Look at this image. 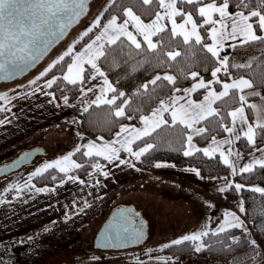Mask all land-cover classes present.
I'll list each match as a JSON object with an SVG mask.
<instances>
[{
    "label": "snow or ice",
    "instance_id": "snow-or-ice-1",
    "mask_svg": "<svg viewBox=\"0 0 264 264\" xmlns=\"http://www.w3.org/2000/svg\"><path fill=\"white\" fill-rule=\"evenodd\" d=\"M140 3L151 9L149 15L152 18L148 22L137 15L132 7H124L118 5L117 0H111V4L104 9V12H107L112 5H116L121 7V13L106 18V23H102L104 13L97 16L81 34L80 40L98 29L94 38H90V42H86L81 51H75V43H79L76 41L62 55L49 63L35 79L30 80L28 87L36 85L32 94L40 92L51 96L50 102H53L56 100L55 94L44 89H52L53 86L59 88L63 83L65 87L60 89L62 92L69 86L78 90L81 102L85 105L82 109L84 113L89 112L93 106L96 108L108 106L109 119L114 117L116 120H133L135 117L128 112L131 98L109 80L106 72L102 70V63L116 68L122 63L128 65L129 60H135V64L132 65L133 70H138L146 63L157 68H173L179 63L178 58L187 59V54L196 45H199V51L206 54L205 59L215 63L210 72L211 79L205 81L198 71H191L186 78L190 77L194 83L190 87L180 88L175 86L177 83L175 75L167 72L163 75L156 74L143 83L133 95L147 96L151 100L158 88L168 85L172 86L169 88L171 95L159 99L158 105L151 108L148 114L139 115L140 127L122 124L110 141L97 137V140L79 144L74 151L37 167L23 184L10 185L5 191L15 190L18 195L25 188L35 189L36 192L54 191L55 189L36 188L31 183L34 178L44 177L45 174H48L52 181H57L58 175L51 174L52 172L61 174L59 175L61 184L68 181L84 184L83 179L71 174L85 167L83 163L73 158L78 153L83 158H87L95 172L107 178L109 172L104 171V166L97 158H102L108 164L118 162L115 163L116 167L127 165L135 168V163L122 159L121 153H126L135 161H140L157 147L154 143L144 142L147 138H152L153 134L157 138H162L163 135L172 132L177 134L179 144V147L173 150L182 151L185 157L202 153L203 156L214 159L218 154L219 160L230 169V177L251 174L257 167L264 169V148L257 146L256 139L260 136L261 142H264V106L249 103L251 96L260 97L261 101H264V96L255 90L253 79L245 78L243 75L232 78L230 72V67L255 71L253 63H256V68L264 70V63L256 61L253 57L247 63H234L230 66L228 56L221 55L225 44L229 41H238L239 46L264 42V0H207V2L206 0H140ZM86 11L87 0H0V79H14L34 67L47 54L54 40L63 37L67 29ZM177 18L181 22L178 23ZM202 30L206 33L207 39L201 34ZM173 44L183 46L184 52L177 50ZM237 46L236 43L228 44L230 48ZM66 57L69 59L66 60ZM136 57L143 59L136 60ZM58 66L60 75L53 73V69H57ZM179 71L181 75H185L183 69ZM222 72L230 82L222 81L218 75ZM49 73L53 75L47 78ZM42 78L47 79H44L42 85H38V81ZM98 78H102V85L97 95L96 86L90 82ZM213 85H221L222 90L217 91ZM201 89L204 90L203 99L193 100L192 94ZM89 93H93L94 98L88 99ZM27 95L25 93V96ZM16 98L10 97L7 93H0V112H10L9 105ZM225 98L236 101L239 106L230 111H222L214 106L217 102H224ZM62 99L65 106H75L69 104L68 95H63ZM245 108L256 113L253 123L248 122ZM10 122L5 118L0 120V125ZM209 125H214L216 130L227 133L228 136L223 140L211 136L209 145L199 148L193 142L194 138L207 137L210 132ZM242 137L255 149V152L261 155L259 157L253 155L251 162L238 167V161L243 157L234 149V144ZM138 142H144L143 146H138ZM225 145L228 147L225 148ZM169 147L172 148V145L170 144ZM233 157L235 159H232ZM155 167H174V165L156 163ZM189 171L200 176V171L196 168ZM220 179L226 182L225 186L218 189L221 193L230 190L240 193L242 190H247L264 197L262 187H247L229 177ZM96 183L99 184V180ZM4 203L7 201L0 198V204ZM238 208L240 213L246 212L243 199L238 203ZM135 216H139V213L133 209H119L109 225V233L105 236L103 246L126 247L130 243L141 242L144 237L143 226L142 224L136 226ZM233 229H239L245 234L244 241L235 235H230ZM221 234L231 241L227 245L229 249L244 243L251 246L255 254L259 255L256 251L258 245L255 239L247 238L249 230L244 220L236 212L227 210L218 226L211 228L205 224L199 230L165 243L158 250L163 251L166 248L183 245L200 253L212 247L205 238L219 237ZM151 252L152 250H149V253ZM149 258L151 259V256ZM156 259L159 264H169L172 261L171 257ZM0 264L3 262L0 261ZM137 264L144 262L138 259ZM172 264L175 262L172 261Z\"/></svg>",
    "mask_w": 264,
    "mask_h": 264
},
{
    "label": "crops",
    "instance_id": "crops-1",
    "mask_svg": "<svg viewBox=\"0 0 264 264\" xmlns=\"http://www.w3.org/2000/svg\"><path fill=\"white\" fill-rule=\"evenodd\" d=\"M177 22H181L179 18H177ZM98 31L95 33H98ZM94 34L91 38H94ZM87 42H90V39ZM82 48L77 51H81ZM225 82L230 81L227 80ZM43 83L44 80L38 81V85ZM90 83L96 86L95 94L98 95L99 87L102 85V78ZM191 84L187 87H190ZM35 87L36 85L19 88L14 95L17 98L12 100L9 105L11 111L7 112V115L2 118H7L11 122L0 125V157L12 152L18 153L39 148L47 139L50 140V144L55 146V144L59 143L65 148L70 138V152L74 151L79 144L97 140V137L87 136L81 130L79 116L83 113L82 109L85 105L81 102L80 93L74 100L69 101L70 105L75 106L69 107L63 104V100L59 101L56 99L50 102L52 97L40 92L33 95L32 90ZM213 87L217 91L222 90L221 86L216 88L213 85ZM255 90L264 96V92L261 89ZM44 91L51 92L50 89H44ZM25 93L28 95L25 96ZM203 95L204 90L201 89L199 92L193 93L191 98L195 101H200L203 99ZM87 98H94L93 93H89ZM249 103L264 106V101H261L260 97L256 96L249 97ZM245 114L249 123L255 121L256 113L253 110L245 108ZM73 121L77 122L73 123ZM134 126L140 127L141 125ZM227 136L228 134L217 140H223ZM103 139L104 141L111 140ZM242 141L248 145L243 137L234 144V149L239 151L243 157V159L238 161V167L251 162L253 155L255 157L261 155L259 152H255L254 148L243 150ZM97 142L100 143L101 141ZM193 142L199 148L207 147L210 143L199 146L195 140ZM224 147L227 148L228 145ZM258 147L264 148V143L258 145ZM73 158L75 159V157ZM121 158L135 163V168L127 165L116 167L115 163L118 162L108 164L107 161L100 158L103 160L101 165L104 166V171L109 172L107 178L91 169L86 175L78 176L85 181L84 184L71 181L61 184L57 181L52 185L37 186L32 180L31 183L36 188L55 190L36 192L35 189L25 188L19 195L15 191L13 195L3 198L7 203L0 204V249L11 254L17 242H19V246L24 247L22 243H27L26 239L30 234L40 236L46 235L44 234L45 232H50L53 235L52 238L55 239L73 234L74 240L71 244L74 249L79 248L77 242H81L83 247L80 248L84 249V255L79 256L80 259L73 264H110L109 262L111 261H108V258L111 255L98 254L102 250L94 248V240L113 210L121 207H131L140 213L146 223L147 238L145 242H147L148 238H151V240L147 251L125 254L120 259L124 257L123 259H129L132 262H137L139 259L149 264L159 263L156 259L157 257L167 259L169 256L157 254L159 252L158 249L164 245V240L161 237L164 230L158 229L159 224L172 214L183 217L182 215L187 213L190 207L196 212L195 226L200 224V221H198L199 198L189 194L184 196L185 194L177 191L176 186H170V183L175 185L182 183L185 186H189L190 191L196 185L198 189L203 188L211 192L210 188H212V185L218 182L225 185L226 182L220 178H204L201 175L198 177L189 171L192 168H180L175 165L174 167H155L153 170H146L138 167L134 158L129 157L126 153H121ZM232 159H235V157ZM76 161L78 162V160ZM159 163L173 165L165 162ZM89 173H92V175H89ZM224 177L233 179V177H230V172ZM97 180H99V184L96 183ZM154 184L155 189H153ZM214 198H217V196H214ZM221 201L227 203L224 207L225 210L236 212L244 220L249 230L248 236L251 239H256L254 230L246 220L244 213L239 212L238 203L240 199L236 200L238 203L235 206L232 201ZM223 214L216 217L215 221L211 223V228L218 226V223L222 221ZM150 219L153 220L152 223L149 221ZM82 227H84V233L81 237H77L78 230L82 229ZM257 243H259L258 246L261 244L260 242ZM149 250H152V252L149 253ZM39 256L36 257L37 260ZM150 256L151 259L149 258Z\"/></svg>",
    "mask_w": 264,
    "mask_h": 264
},
{
    "label": "trees",
    "instance_id": "trees-1",
    "mask_svg": "<svg viewBox=\"0 0 264 264\" xmlns=\"http://www.w3.org/2000/svg\"><path fill=\"white\" fill-rule=\"evenodd\" d=\"M117 4L124 7H132L133 11H135L137 15H140L145 21L152 18L149 15L151 9L148 6H143L140 3V0H117ZM120 13L121 7L112 5L108 8L107 12H104L102 23H105L106 18H109L111 15H118ZM97 30H94V33ZM94 33H90L88 37H84L83 40H80L79 43L75 44V51L83 47V45L93 36ZM201 34L205 36V39H207L206 33H204L203 30ZM173 47L181 52H184L183 46L173 44ZM246 53L254 54L256 61L264 63V42H255L244 46L238 45L232 50L230 56L228 57L230 66L234 63L238 64V56ZM205 55L206 54L204 52L199 51V45H196L194 49L187 54V59L178 58L179 63L173 68H157L146 63L143 67L138 68V70H133L132 65L135 64V60H129L128 65H124L122 63L120 67L116 68L110 67L107 63H102V70L106 72L109 80L112 81L120 91H124L126 95L131 98L132 102L128 112L135 118L133 120H116L114 117L109 119L108 106H101L100 108L93 106L89 109V112H83L80 114L79 119L81 130L84 134L90 137L112 139L115 136V133L119 130L120 125H140L139 115L148 114L151 108L158 105L159 99H164L170 96L171 92L169 91V88L172 86L168 85L167 87L158 88L157 92L153 94V99L151 100H149L147 96H134L133 93H135L143 83L152 79L156 74L163 75L165 72L177 77V83L175 86L180 88H185L194 82L190 77L186 78V75L191 71H198L205 81L211 79L210 72L215 66V63L210 59H205ZM68 59L69 58L66 57V60ZM135 59L139 60L143 59V57H136ZM58 69L59 66L57 69H53V73L60 75L61 73ZM180 69H183L185 75H181L179 71ZM253 69H255V71H246L230 67V72L232 74V78L243 75L245 78L253 79L255 89H261L264 92V70L256 68V63H253ZM53 73H49L47 78L51 77ZM219 75L222 81L229 80L223 72ZM47 78H42L40 81ZM220 86L221 85H215L216 88H220ZM64 87V84L61 83L59 88L53 86V88L50 89V91L55 94L57 100L61 101L63 100V95H68L69 101H72L79 95L78 90L76 88H71L70 86L62 92L60 89ZM214 106L219 107L222 111H230L239 105L236 101L225 98L224 102H217ZM137 109H139V111H137ZM6 115L7 112H0V120ZM208 127L210 128V132L207 137L194 138L195 142L199 146L208 144L211 140V136H215L216 139H218L226 136L227 134L216 130L214 125H209ZM256 139L257 146L264 143L261 142L260 136H257ZM177 140L178 136L175 132L165 134L162 138H157L155 134H153L152 138H147L144 142L154 143L157 147L149 154L142 157L140 161H136L137 166L142 169L153 170L156 163L165 162L171 163L180 168H196L200 171V175L204 178H221L229 174L230 169L223 165V163L219 160V155H216V158L214 159L205 157L202 153H197L193 157H185L183 156L182 151L173 150V148L179 147ZM144 142H138V146H143ZM170 144L172 145V148L169 147ZM241 146L243 150H250L252 148L251 146L246 145L243 141L241 142ZM75 159L78 160L79 163H83L85 167L75 170L72 174L82 177L92 169L87 158H83L79 153L76 154ZM97 159H99L100 163H103V160L100 158ZM51 174L58 175L57 181H59V175L61 174L55 172H52ZM233 180L235 182L245 184L247 187L259 186L264 188V169L257 167L253 173L238 175L234 177ZM33 181L37 186L52 185L57 182L52 181L48 174H45L44 177H36ZM223 195L228 200L243 199L246 209L244 216L254 230L255 237L258 242L264 243V214H262L264 213V197H262L259 193L247 190H242L240 193L230 190L223 193ZM230 235L239 237L241 241H244L245 239V234H243L239 229L231 230ZM247 238L251 239L249 236ZM205 240L207 243L212 245L210 250L197 253L191 247L181 245L166 248L163 251L157 252V254L167 255L175 260L182 261H187L197 256L202 260L210 259L216 262L234 264V261L240 254L246 252L247 250L253 251L251 246L244 243H241L238 246L234 245L231 249H229L227 245L230 244L231 241L228 240L224 234H221L219 237H207ZM248 260L250 259L248 258Z\"/></svg>",
    "mask_w": 264,
    "mask_h": 264
},
{
    "label": "rangeland",
    "instance_id": "rangeland-1",
    "mask_svg": "<svg viewBox=\"0 0 264 264\" xmlns=\"http://www.w3.org/2000/svg\"><path fill=\"white\" fill-rule=\"evenodd\" d=\"M110 3L111 0H91L88 5L87 16L68 34V36L62 42H60L50 52V54L44 59V61L22 79H17L10 83L0 84V93H7L10 97H13L16 94V91L19 90V88L27 87L29 81L35 79V77L38 76L40 72H42L44 68L48 66L49 63L62 55L68 49V47L73 45L76 41H80L81 34L92 24L97 16H99L101 13H104V9ZM230 43H236L237 45H239L238 41L227 42L225 44L224 50L221 52L222 56H230L232 50L234 49L228 47V44ZM253 57H255L254 54L246 53L244 55L238 56L237 63H247L251 61ZM70 147V138L68 139L67 146L65 148L62 147L59 143L55 144L54 146V144H50V140L47 139L46 142H44L39 147L44 150V155L37 156L32 164L23 166L21 169L12 172L9 175L0 177V198L3 199L6 196L13 195L15 193V190L5 191V189L9 188V186L13 184L24 183V181L27 180L28 176L37 167H40L46 162H51L68 154L71 151ZM21 153L22 152H12L0 157V166L10 163ZM170 186H176L177 191L181 194H185L184 196H187V194H189L190 196H196V198H199L198 203L200 207L198 221H200V224L198 226H195L194 221L196 219V212H194L191 207L187 213H184L182 215L183 217H179L176 214L169 215L168 218L158 226V229L160 228L162 231L164 230L161 236L164 240L163 244L169 243L173 239L180 238L184 234H189L193 231L199 230L205 224H208L209 227H211V223L215 221L216 217L220 216L226 211L224 207L227 203L221 200L232 201V204L234 206L238 203V201H236L237 199L228 200L223 195V193L218 191L220 187L225 186L224 183L221 182L212 185V188H210L211 192H208L207 189L203 188L198 189V186L196 185L194 189L192 188V191H190L189 186H185L182 183L178 185L170 183ZM153 187V189H155V184ZM214 196H217V198H214ZM149 221L152 223L153 220L150 219ZM83 233L84 227L78 230L77 237H81ZM44 234L46 235L38 236L37 234H30L26 239L27 243H22L24 244L22 245L24 247L19 246V242L16 241L17 244L14 245L11 254L6 253V251L0 249V261H2L3 264H73L78 259H80L79 256L84 255V249L80 248L83 247L81 245V242H77L78 245L76 244L79 247L78 249H74V247L72 246L71 243L74 240L73 234L70 236L64 235L63 237H57L56 239L52 238L53 235L50 234V232H45ZM150 240L151 238H148L147 242L136 248L120 251H99L98 254H103L104 256L111 255L108 258V261H111L109 262L110 264H137V262L135 261L132 262L129 259H123L124 257L120 259V257L124 256L125 254L147 251V249L149 248ZM255 241L256 243L258 242L257 239H255ZM258 244L259 243H257V245ZM256 251L259 252V255H256L252 250H247L246 252L240 254L234 261V264H264V243H261ZM38 255L40 256L37 260L36 257ZM248 258L250 260H248ZM172 261H174L175 264H232L226 262H216L210 259L202 260L197 256L187 261L175 260L173 258ZM172 261H170L169 264H172ZM144 264L149 263L146 262ZM152 264L159 263L154 262Z\"/></svg>",
    "mask_w": 264,
    "mask_h": 264
},
{
    "label": "water",
    "instance_id": "water-1",
    "mask_svg": "<svg viewBox=\"0 0 264 264\" xmlns=\"http://www.w3.org/2000/svg\"><path fill=\"white\" fill-rule=\"evenodd\" d=\"M91 2V0H87V11L84 15H82L80 17V19L73 23L66 31L65 35L63 37H61L58 40H54V42L51 44L49 51L47 52V54L45 56H43L40 61H38L36 63V65L34 67H31L28 69L27 72H25L22 75L17 76L14 79H10V80H3L0 79V84L2 83H10L13 82L17 79H22L23 77H25L26 75H28L31 71H33L37 66H39L44 59L50 54V52L60 43L62 42L67 36L68 34L76 27L79 25V23L87 16L88 13V5ZM27 154V155H26ZM45 152L43 149L41 148H33L30 150H26L24 152H22L20 155H18L14 160H12L10 163L8 164H3L0 166V177L5 176V175H9L12 172H15L19 169H21L23 166L26 165H30L32 164V162L34 161V159L37 156L40 155H44ZM119 209H133L131 207L125 208V207H121V208H117L115 210H113L108 218V220L105 222V224L102 226L101 230L98 232L95 240H94V248L98 249V250H102V251H119V250H126V249H131V248H136L141 246L142 244H144V242L146 241L147 238V226L145 221L143 220V218L141 217L140 213L139 216H135L134 219L136 220V226H140L142 224L143 226V232H144V237L143 240L139 243H130L128 244L126 247H104V243H105V236L109 233V225L113 222L114 216L117 213V211ZM134 210V209H133ZM135 211V210H134ZM136 212V211H135Z\"/></svg>",
    "mask_w": 264,
    "mask_h": 264
}]
</instances>
